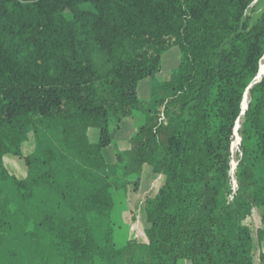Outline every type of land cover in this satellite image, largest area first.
Masks as SVG:
<instances>
[{
  "label": "trees",
  "instance_id": "16d2710c",
  "mask_svg": "<svg viewBox=\"0 0 264 264\" xmlns=\"http://www.w3.org/2000/svg\"><path fill=\"white\" fill-rule=\"evenodd\" d=\"M253 2L0 0V264H257L256 246L264 264V13L251 23ZM173 46L181 62L163 76ZM136 112L146 121L108 162L112 129ZM118 191L134 233L122 247Z\"/></svg>",
  "mask_w": 264,
  "mask_h": 264
},
{
  "label": "rangeland",
  "instance_id": "374dc122",
  "mask_svg": "<svg viewBox=\"0 0 264 264\" xmlns=\"http://www.w3.org/2000/svg\"><path fill=\"white\" fill-rule=\"evenodd\" d=\"M263 13H264V0H254L253 4L251 5V7L247 12V18L251 21V23H255L261 18ZM180 62H181L180 47L173 46L162 55L161 63L163 68V76H169L171 70L177 68ZM262 68L264 69V60L262 63ZM150 92H151V79L146 78L140 82L139 97L143 100L148 99L150 97ZM248 100H249V96L247 95L244 104V109L247 106ZM242 120H243V115L239 118L238 129L241 127ZM145 121H146V115L141 112H136L132 117H129L124 120L122 127L120 129L118 128L112 129L113 144L107 147L106 149H104L103 151L105 158L108 162H115L116 160V144H118L119 147L122 149L129 147L128 140L137 132L139 127L143 125ZM29 144L30 143L28 142L23 144V149L25 154H28L27 148L29 147ZM239 147H240V135L238 134V139L233 145L232 165L234 167H236L238 164ZM14 162L18 163V165H15ZM5 164L9 169V171L16 176H22L20 175L22 173L20 172V170H23L21 168L26 167L24 161L13 154H8L7 156H5ZM232 172L234 173V169L232 170ZM113 216L116 222L115 241L119 247H122L134 235L131 229V224L133 219H132V214L130 212L129 196H127L126 198L123 191H118L115 193V208L113 211ZM248 224L250 225L253 234L255 235L257 229L261 226V212L255 210L253 215L249 218ZM137 229L139 235L144 236L145 222L139 223ZM258 254H259V249L256 246L255 258L257 264H259ZM179 264H189V261L180 260Z\"/></svg>",
  "mask_w": 264,
  "mask_h": 264
},
{
  "label": "water",
  "instance_id": "95a60500",
  "mask_svg": "<svg viewBox=\"0 0 264 264\" xmlns=\"http://www.w3.org/2000/svg\"><path fill=\"white\" fill-rule=\"evenodd\" d=\"M263 71H264V69H262V71L260 72V75H259L260 77H261V75H262ZM246 107H247V106H246Z\"/></svg>",
  "mask_w": 264,
  "mask_h": 264
},
{
  "label": "built area",
  "instance_id": "2783aa9c",
  "mask_svg": "<svg viewBox=\"0 0 264 264\" xmlns=\"http://www.w3.org/2000/svg\"><path fill=\"white\" fill-rule=\"evenodd\" d=\"M234 169V168H233Z\"/></svg>",
  "mask_w": 264,
  "mask_h": 264
}]
</instances>
